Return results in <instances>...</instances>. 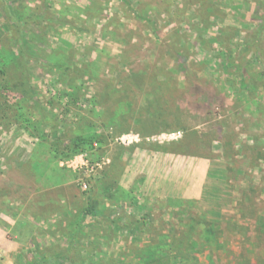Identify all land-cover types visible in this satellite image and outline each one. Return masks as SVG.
Listing matches in <instances>:
<instances>
[{
  "label": "rangeland",
  "instance_id": "374dc122",
  "mask_svg": "<svg viewBox=\"0 0 264 264\" xmlns=\"http://www.w3.org/2000/svg\"><path fill=\"white\" fill-rule=\"evenodd\" d=\"M262 17L264 0H0V264L264 259ZM156 110L166 129L141 136Z\"/></svg>",
  "mask_w": 264,
  "mask_h": 264
},
{
  "label": "trees",
  "instance_id": "16d2710c",
  "mask_svg": "<svg viewBox=\"0 0 264 264\" xmlns=\"http://www.w3.org/2000/svg\"><path fill=\"white\" fill-rule=\"evenodd\" d=\"M125 2V0H122ZM50 10H46L41 16H39V21H46L49 24L53 23V18L50 16ZM12 17L14 19V21L17 23L18 26L22 27V20L19 18V14L17 12H15L14 10H12ZM262 19V24L259 26V30L256 31V36L261 35V32L264 30V17L261 18ZM62 24L60 25H66L67 22H63L62 20H60ZM153 32L156 33L155 29H153ZM19 44H20V50L23 51L24 49V37L21 35L19 38ZM248 44H250L248 42ZM252 47L250 48L252 50L253 48V44H251ZM50 68H52L53 70H56L58 72H65L67 71L66 67L63 66H58V65H52L50 66ZM151 108H154L153 105H151ZM140 117V118H139ZM138 119L134 120L136 125H134L135 127H137L139 130H141L142 132H138L141 136H151L154 134H160L163 132L164 129H166L167 126H165L166 124H164V128H159L157 126L162 125L161 122H164L166 114L163 112H160L159 110H156L153 114L150 115L149 120L144 121L143 116H139ZM124 119V120H123ZM133 119V118H132ZM124 125H123V129H122V133H129L132 132V128L129 126L130 122L128 121V117L124 116V118H122ZM135 129V128H133ZM94 140V142H93ZM96 142H103V139L100 137L95 138L94 137H85L83 139H80L79 141H77V143L75 144V147L72 151V153L70 155H67L68 157H72L76 154H79L85 150H89L92 148V144L96 143ZM162 152H166V153H177V154H183L184 152H178V151H174L168 148H162L161 149ZM95 213H97L95 205H91L89 209L86 210V214L87 215H95ZM100 218H104L107 219L106 216L102 215ZM147 224L146 219L143 220H137L136 222H130L128 223V228H134V227H138L140 225H142L145 228V225ZM259 225L262 227V232L264 231V221L260 220ZM209 235L211 236V232H209ZM77 237L75 235H73L72 239L68 242V246L63 250V252L61 254H58L59 257H65L68 258L70 260H72L73 255L75 253V251H77L78 247H79V242L77 241ZM167 239V238H165ZM209 239V238H207ZM174 243V241L172 242V244ZM173 246L175 247V245H171V249H173ZM187 246L189 247V249L193 248V245L190 243H187ZM219 246H221L219 244ZM182 257H173L171 258L168 255H163L160 257H156V258H151L150 256H145L143 257V264H215V262L212 260L211 256H206L205 257V261L203 262L201 260L200 257L198 256H190V254L188 253H182ZM256 261L258 264H264V259L263 258H256ZM249 262V261H248ZM42 263H44V261H42ZM30 264H38L37 261H34Z\"/></svg>",
  "mask_w": 264,
  "mask_h": 264
},
{
  "label": "crops",
  "instance_id": "0c3cea01",
  "mask_svg": "<svg viewBox=\"0 0 264 264\" xmlns=\"http://www.w3.org/2000/svg\"><path fill=\"white\" fill-rule=\"evenodd\" d=\"M15 158L16 161L18 163H24L25 164H29V163H33V162H37V161H43L44 158L38 156L37 154H34L33 152H31L30 154H26L24 156H12V159ZM28 166H24L23 168L26 170ZM33 167V166H32ZM2 230L0 228V234H1Z\"/></svg>",
  "mask_w": 264,
  "mask_h": 264
},
{
  "label": "built area",
  "instance_id": "2783aa9c",
  "mask_svg": "<svg viewBox=\"0 0 264 264\" xmlns=\"http://www.w3.org/2000/svg\"><path fill=\"white\" fill-rule=\"evenodd\" d=\"M82 169H83L84 174H89L94 171V168L93 167L90 168L89 165H85V168H82ZM83 183H84V189H87L88 182H83Z\"/></svg>",
  "mask_w": 264,
  "mask_h": 264
}]
</instances>
